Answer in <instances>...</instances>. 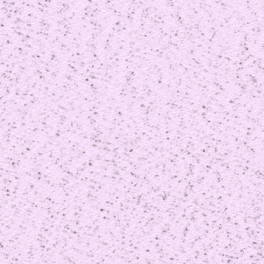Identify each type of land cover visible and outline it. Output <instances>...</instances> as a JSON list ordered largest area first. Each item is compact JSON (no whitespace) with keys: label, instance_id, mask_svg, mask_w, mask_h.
I'll use <instances>...</instances> for the list:
<instances>
[{"label":"snow or ice","instance_id":"snow-or-ice-1","mask_svg":"<svg viewBox=\"0 0 264 264\" xmlns=\"http://www.w3.org/2000/svg\"><path fill=\"white\" fill-rule=\"evenodd\" d=\"M0 264H264V0H0Z\"/></svg>","mask_w":264,"mask_h":264}]
</instances>
